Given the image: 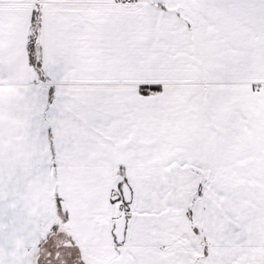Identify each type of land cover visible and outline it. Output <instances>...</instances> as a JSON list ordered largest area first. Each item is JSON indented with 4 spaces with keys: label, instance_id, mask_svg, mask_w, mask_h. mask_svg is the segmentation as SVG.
Returning a JSON list of instances; mask_svg holds the SVG:
<instances>
[{
    "label": "snow or ice",
    "instance_id": "6c2138e0",
    "mask_svg": "<svg viewBox=\"0 0 264 264\" xmlns=\"http://www.w3.org/2000/svg\"><path fill=\"white\" fill-rule=\"evenodd\" d=\"M0 264H264V0H0Z\"/></svg>",
    "mask_w": 264,
    "mask_h": 264
}]
</instances>
